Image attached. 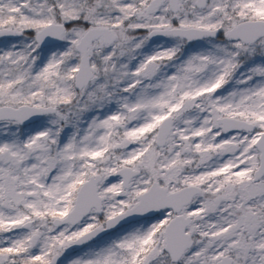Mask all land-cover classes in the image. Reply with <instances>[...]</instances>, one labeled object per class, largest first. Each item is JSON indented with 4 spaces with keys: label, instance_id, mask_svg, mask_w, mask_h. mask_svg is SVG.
<instances>
[{
    "label": "snow or ice",
    "instance_id": "1",
    "mask_svg": "<svg viewBox=\"0 0 264 264\" xmlns=\"http://www.w3.org/2000/svg\"><path fill=\"white\" fill-rule=\"evenodd\" d=\"M0 264H264V0H0Z\"/></svg>",
    "mask_w": 264,
    "mask_h": 264
}]
</instances>
